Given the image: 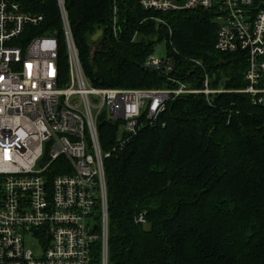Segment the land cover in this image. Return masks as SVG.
I'll use <instances>...</instances> for the list:
<instances>
[{
    "label": "trees",
    "instance_id": "obj_1",
    "mask_svg": "<svg viewBox=\"0 0 264 264\" xmlns=\"http://www.w3.org/2000/svg\"><path fill=\"white\" fill-rule=\"evenodd\" d=\"M115 2L116 37L108 30L113 0H65L79 59L93 85L171 86L166 75L142 64L160 39L175 58L168 75L192 86L205 76L211 86L246 83L245 55L214 46L212 9L161 11L139 0ZM36 3L44 14L40 30L56 29L65 80L56 0ZM97 29L101 39L91 37ZM98 118L101 147L110 151L104 157L108 264H264V103L236 91L183 93L121 146L117 121ZM141 213L143 222L137 220Z\"/></svg>",
    "mask_w": 264,
    "mask_h": 264
},
{
    "label": "built area",
    "instance_id": "obj_2",
    "mask_svg": "<svg viewBox=\"0 0 264 264\" xmlns=\"http://www.w3.org/2000/svg\"><path fill=\"white\" fill-rule=\"evenodd\" d=\"M139 3L161 11L212 9L214 46L245 55L246 83L211 86L205 76L192 86L168 75L175 58L166 52L149 53L142 64L166 75L171 86L93 85L79 59L65 0H56L68 65L62 80L56 29L40 30L44 14L35 10L36 0H0V264H108L104 157L110 151L101 147L100 115L117 121L121 146L183 93L236 91L247 93L254 104L264 103V0ZM108 26L116 37L115 0ZM101 37L103 32L95 39ZM48 139L47 158L40 162ZM137 220L144 221L142 213ZM25 236L42 248L41 255L25 245Z\"/></svg>",
    "mask_w": 264,
    "mask_h": 264
},
{
    "label": "rangeland",
    "instance_id": "obj_3",
    "mask_svg": "<svg viewBox=\"0 0 264 264\" xmlns=\"http://www.w3.org/2000/svg\"><path fill=\"white\" fill-rule=\"evenodd\" d=\"M94 46L95 45H93L92 47H94ZM152 53L156 54V55H160V56L165 55V53H166V41L164 39H160L159 41H157L155 46H154L153 52H151L150 54H152ZM163 86L164 85L159 86V87H163ZM125 87H127V86H125ZM133 87H149V86H133ZM119 135H120V133L118 134V136ZM89 221L91 224H93V219H89ZM25 245L27 247H29L34 252V254H36V255H41L43 252L42 248L39 245L32 242V240L29 236H25Z\"/></svg>",
    "mask_w": 264,
    "mask_h": 264
},
{
    "label": "water",
    "instance_id": "obj_4",
    "mask_svg": "<svg viewBox=\"0 0 264 264\" xmlns=\"http://www.w3.org/2000/svg\"><path fill=\"white\" fill-rule=\"evenodd\" d=\"M102 33V29H97L92 35L91 37L93 39L97 38L100 34ZM49 143H50V140L48 139L46 142H45V147H44V153L42 155V157L40 158V162H43L46 158H47V155H48V146H49Z\"/></svg>",
    "mask_w": 264,
    "mask_h": 264
}]
</instances>
